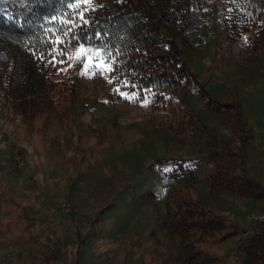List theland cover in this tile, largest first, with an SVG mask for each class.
Instances as JSON below:
<instances>
[{"label": "rangeland", "instance_id": "1", "mask_svg": "<svg viewBox=\"0 0 264 264\" xmlns=\"http://www.w3.org/2000/svg\"><path fill=\"white\" fill-rule=\"evenodd\" d=\"M97 1L112 6V0ZM214 12L212 4L199 8V27L189 39L191 46L181 45L184 58L208 97L239 104L240 118L251 136L243 154L244 166L249 177L263 185L264 48L258 57L249 61L227 50L225 34L216 33ZM75 57L72 64L61 67L57 78L61 84L57 89L48 93L49 96L40 92L35 98L33 111L22 112L12 94L0 91V161L5 162L0 167L10 163L8 156L3 157L1 153L4 148L12 153L23 145L28 152L18 161L27 164L16 169L27 174V179H54L61 171V178L71 181L70 189L73 184L75 187L86 182L94 194L114 190L118 201L132 200L130 208L123 202L125 207L120 214L125 212L129 216L133 205L135 210L141 207L145 211L142 214L146 220L155 221L153 212L157 210L156 264H188L181 257L178 238L162 227L165 214L172 207L171 191L179 189L178 182L166 178L162 165L206 155L207 134L200 126L236 150L230 115L211 109L194 85L183 89L161 88L166 98L163 103H155L151 98L145 99L146 102L133 98L129 99V105L128 101H121L125 96L120 93L116 102L110 98L104 101L107 90L104 85L110 81L104 60L86 47ZM110 93L106 95L109 97ZM159 103L164 104L163 114L157 113L156 119L154 110ZM164 160L167 161L159 165L158 161ZM40 163L41 173L36 169ZM209 167L207 162L196 166L192 182L207 208L227 213L230 222L250 223L263 217V201H245L214 193L205 179ZM59 189L55 194L62 196L63 187ZM60 204L53 210H61ZM236 238L228 237L214 248L204 245L210 257L219 260L207 264L232 261L229 252ZM0 254H6L3 245Z\"/></svg>", "mask_w": 264, "mask_h": 264}, {"label": "trees", "instance_id": "2", "mask_svg": "<svg viewBox=\"0 0 264 264\" xmlns=\"http://www.w3.org/2000/svg\"><path fill=\"white\" fill-rule=\"evenodd\" d=\"M76 4L79 7L72 6ZM208 4L215 6L216 33L225 34L227 50L241 60L258 57L264 48V0H112V6L97 0L88 4L82 0H0V91L12 94L22 112L33 111L35 98L57 89L61 67L72 64L84 47L97 52L107 66L110 81L104 85V101L116 102L120 93L127 97L121 101L129 105L133 98L163 103L161 88L196 86L211 109L230 115L237 148L233 150L200 126L207 134L205 156L158 161L159 165L166 162L162 165L166 178L179 183V189L171 191L172 207L162 227L178 238L181 257L188 264L219 262L204 245L214 248L231 236L237 238L228 264H264V215L250 223L230 222L225 214L207 208L192 184L196 166L207 162L205 179L214 193L264 202V184L251 179L243 168L250 131L240 118L239 104L208 97L184 58L181 45L191 46L189 39L199 27V8ZM163 106L158 104L155 118L163 114ZM23 154L17 148L7 160L16 169ZM238 161L240 165H235ZM95 222L94 217L83 234L77 230L76 241L93 236Z\"/></svg>", "mask_w": 264, "mask_h": 264}, {"label": "crops", "instance_id": "3", "mask_svg": "<svg viewBox=\"0 0 264 264\" xmlns=\"http://www.w3.org/2000/svg\"><path fill=\"white\" fill-rule=\"evenodd\" d=\"M250 140L251 136L244 152ZM19 148L24 150L23 155L28 152L23 145ZM1 153L9 157L11 151L4 148ZM4 163L0 161L1 166ZM242 163L246 171L244 158ZM36 169L41 173V163ZM58 172L54 179L41 177L33 181L11 163L0 167V246L8 254L9 264H64L70 257L72 264H156L157 210L153 212L155 221L146 220L142 214L145 211L141 207L135 210L133 205L129 216L125 212L120 214L125 206L130 208L132 200L118 201L114 190L94 194L86 182L75 187L73 184L70 189L69 178H61V171ZM61 186L62 196L56 195ZM59 203L68 204L70 212L54 211ZM119 205L122 207L117 210ZM218 214L229 218L227 213ZM94 217L93 236L79 243L76 231L83 234Z\"/></svg>", "mask_w": 264, "mask_h": 264}, {"label": "built area", "instance_id": "4", "mask_svg": "<svg viewBox=\"0 0 264 264\" xmlns=\"http://www.w3.org/2000/svg\"><path fill=\"white\" fill-rule=\"evenodd\" d=\"M24 164L26 165L27 162L22 163L21 161H19L17 164V168L21 169L22 166H24ZM60 208L64 212H70V210H71V207L66 203L61 204ZM7 257H8V254H0V264H8L7 263ZM64 264H72V258L71 257L68 258Z\"/></svg>", "mask_w": 264, "mask_h": 264}, {"label": "snow or ice", "instance_id": "5", "mask_svg": "<svg viewBox=\"0 0 264 264\" xmlns=\"http://www.w3.org/2000/svg\"><path fill=\"white\" fill-rule=\"evenodd\" d=\"M82 2L83 3H85V4H88V3H90V0H82ZM73 7H79V5L78 4H76V5H72ZM81 20H83L84 19V17H83V15L81 14ZM85 23H87V21H84ZM115 91H119V89H115ZM123 95V94H122ZM125 98H127L126 96H125Z\"/></svg>", "mask_w": 264, "mask_h": 264}]
</instances>
